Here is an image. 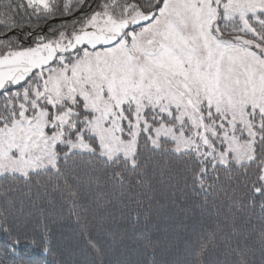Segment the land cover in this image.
Returning <instances> with one entry per match:
<instances>
[{"label":"snow or ice","instance_id":"6c2138e0","mask_svg":"<svg viewBox=\"0 0 264 264\" xmlns=\"http://www.w3.org/2000/svg\"><path fill=\"white\" fill-rule=\"evenodd\" d=\"M146 149L187 157L201 188L254 169L264 197V0H0V179L79 158L122 184Z\"/></svg>","mask_w":264,"mask_h":264},{"label":"trees","instance_id":"16d2710c","mask_svg":"<svg viewBox=\"0 0 264 264\" xmlns=\"http://www.w3.org/2000/svg\"><path fill=\"white\" fill-rule=\"evenodd\" d=\"M57 18L48 27L71 20ZM140 160L122 184L113 167L79 158L59 178L0 179L12 228V237L0 232V264H237L241 250L249 264H264V197L251 191L254 169L247 176L220 169L201 188L187 157L146 149ZM15 237L20 243L9 247Z\"/></svg>","mask_w":264,"mask_h":264}]
</instances>
